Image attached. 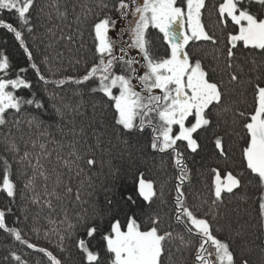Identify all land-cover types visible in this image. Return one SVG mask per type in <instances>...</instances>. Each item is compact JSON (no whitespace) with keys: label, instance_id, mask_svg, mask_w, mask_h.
<instances>
[{"label":"snow or ice","instance_id":"6c2138e0","mask_svg":"<svg viewBox=\"0 0 264 264\" xmlns=\"http://www.w3.org/2000/svg\"><path fill=\"white\" fill-rule=\"evenodd\" d=\"M112 5L117 16L96 14L87 24L92 62L85 61L83 74L49 79L41 67L48 66L49 58L36 63L25 38V32L36 31V0H0V12L16 19L13 24L0 17V29L14 35L43 91L41 95L34 90L32 81L21 75L28 68H19L13 77L9 57L0 52V130L7 129L0 140V193L6 200L0 206V230L43 253L49 264H65L7 223L9 216H15L17 223L21 216L26 221L33 206L53 212L60 208L64 215L59 223L66 227L58 233L56 247L64 252L65 241H74L79 264H168L166 244L173 233L161 229L158 213L141 219L145 207L158 197L154 180L139 169L130 173L111 169L103 203L91 199L96 190L90 173L97 165V152L110 153L113 139L128 145L131 137H146L145 146L153 153L171 157L176 173L173 218L187 234V240L177 235L192 251V264H253L255 248L260 252L258 264H264V0H218L220 36L208 32L203 23L206 0H112ZM38 11L43 15L44 8ZM70 15L77 27L66 36L61 29V39L75 43L76 33L83 39L82 26L92 12L76 14L75 5L71 12L67 5L63 10L56 5L61 22ZM47 19H53L50 12ZM125 20L121 29L119 22ZM151 30L162 38V52L156 50ZM47 31L53 33V28ZM201 42L213 45L215 59L223 60L227 85L191 54V45ZM245 65L256 72L247 80L242 79ZM241 84L251 89V106H225L226 87ZM69 86L73 97H79L74 104L60 95ZM24 90L28 94L21 95ZM86 95L96 97L91 115ZM225 112L232 113L242 170L211 168L212 184L201 204L209 211L200 215L184 191L191 170L181 145L196 153L198 133L212 125L213 115L219 118ZM215 147L227 159L222 137H216ZM245 177L257 189V223L236 227L229 223V234L221 239L216 233H223L225 225L219 222V209L226 196H234L243 186ZM249 227L256 229L251 240L246 238ZM97 237L100 250L92 246ZM10 256L16 264H28L14 251Z\"/></svg>","mask_w":264,"mask_h":264},{"label":"trees","instance_id":"16d2710c","mask_svg":"<svg viewBox=\"0 0 264 264\" xmlns=\"http://www.w3.org/2000/svg\"><path fill=\"white\" fill-rule=\"evenodd\" d=\"M107 3L108 8H103L102 4ZM218 0H206V9L203 11V23L206 30L210 33L215 32L220 36V27L217 23V15L215 6ZM59 4L61 10L64 5L68 6L71 12L72 6L76 7V14H82L91 9L92 15H89L88 21L82 26L83 39L79 38V33H76V42L69 43L66 39H61V29L66 36L75 31L77 25L70 15L68 21L61 22L56 18V5ZM37 13L39 17L34 20L36 24V31L29 35L25 32V38L29 48L33 51L36 63L40 64L45 56L49 58V64L45 67L41 65L45 75L49 79H59L62 76H76L83 74L85 69V61L90 65L92 62V39L89 36V29L87 24L93 19V15L117 16L112 0H36ZM44 8L43 15L39 14V9ZM51 13L53 19L49 21L47 14ZM0 17H3L7 22L16 24L14 16L8 14L6 11L0 12ZM41 25H44L41 27ZM59 25V27H55ZM53 28V33H49L47 28ZM158 33L151 30V39L153 40L156 50L163 51L161 47L162 38H158ZM126 36V35H125ZM82 45V46H81ZM190 52L194 58L201 59L212 74L213 78L220 80L223 79L225 85L228 82V71L223 67V60L215 59L217 52L214 46L210 43L192 44ZM0 52L5 53L12 65V73L14 75L18 72L19 68H28L27 57L23 50L19 47L18 42L15 40L12 33L7 30L0 29ZM79 59L80 64L75 61ZM259 59V58H258ZM215 69V71H213ZM21 75L27 77L33 83V88L43 95L41 84L37 82L35 73L28 68V71ZM255 76L256 72L250 71V66L245 65L244 74L242 79L247 80L249 76ZM225 106H238L242 109H248L252 103L251 89L246 85L228 86L225 89ZM21 95L28 94V90L20 93ZM64 96L65 102L76 103L79 97H73L72 86L60 93ZM47 99V98H46ZM88 104V113L91 115V103L96 97H84ZM212 125L206 130H201L198 133L197 139L200 147L196 153L187 151L183 145L181 150L184 151L185 159L188 167L191 170L190 182H186L184 191L187 196V201L190 206L199 209V214L203 215L204 212L209 211L208 205H203L202 200L207 197L208 190L212 184L213 174L212 167H219L222 172L231 170L234 173L241 172L240 154L238 147V140L233 132L234 125L232 124V113L225 112L219 118L216 115L212 116ZM0 130V140H2V131ZM223 138V146L228 153L227 159L219 156V150L215 147L216 137ZM146 137H131L129 144L124 145L113 139V145L110 153L97 152V165L92 169L90 175L92 182L95 185V195L91 198L93 201L99 200L102 204L104 199V187L108 186L111 181L110 170L119 168L122 173H130L135 169L143 171L147 178L156 182L158 197L155 199L151 207H145L144 215L141 219H146L153 213H158L161 217V229L163 231H171L173 238L170 239L166 247L170 251L171 259L168 264H192V251L184 247L177 234H182L187 240V234L184 229L177 225L173 218V204L172 199L175 195V169L171 164V157L164 154L153 153L145 146ZM2 144H0V151H2ZM19 173H17V176ZM17 176L13 178L16 179ZM17 183H22L17 180ZM75 183V181H74ZM128 185H131V178L127 180ZM243 186L236 191L234 196H226L224 204L220 207L219 211L222 214L220 223L225 225L223 233H216L221 239L228 236L227 225L231 223L233 227L237 224L255 225L257 223V210L258 205L255 202L257 196V189L248 184V178H243ZM163 195H160V193ZM87 198V197H85ZM6 203L4 195L0 193V206ZM27 207V205H25ZM19 214V213H17ZM63 211L57 208L56 211L44 209L41 211L38 207L33 206L28 211V219L25 221L21 216V223L16 222L15 216L8 217V226L17 227L22 230V235L25 239L32 243L37 244L39 247L47 248L53 251L54 254L64 259L65 264H79L78 250L74 247V241L66 240L64 252H61L56 247L58 240V233H62L66 225L60 224L59 221L63 218ZM211 219V216H209ZM45 233H49L46 237ZM256 229L249 227L247 229V239H254ZM51 241V242H50ZM198 244V242H196ZM239 243V241H237ZM258 244L259 241H256ZM92 246L95 250H100L99 237L92 241ZM235 246V245H234ZM16 252L22 258L28 261V264H49L48 259L43 253L28 249L25 245L16 241L14 237L7 232L0 230V264H16L11 260L10 253ZM5 257H8L6 260ZM253 264H258L260 260V252L258 248L251 253L250 257Z\"/></svg>","mask_w":264,"mask_h":264},{"label":"rangeland","instance_id":"374dc122","mask_svg":"<svg viewBox=\"0 0 264 264\" xmlns=\"http://www.w3.org/2000/svg\"><path fill=\"white\" fill-rule=\"evenodd\" d=\"M131 17H129V19H130ZM126 23H127V21L125 20V21H121V22H119V27L122 29L125 25H126ZM123 39L124 40H127L128 39V36L126 35V36H124L123 37ZM134 54V53H133Z\"/></svg>","mask_w":264,"mask_h":264}]
</instances>
